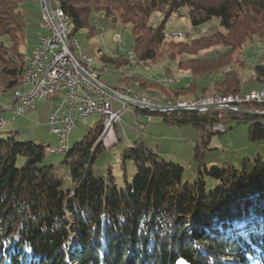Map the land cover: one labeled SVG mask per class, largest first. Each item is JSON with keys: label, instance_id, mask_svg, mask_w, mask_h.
Returning a JSON list of instances; mask_svg holds the SVG:
<instances>
[{"label": "trees", "instance_id": "16d2710c", "mask_svg": "<svg viewBox=\"0 0 264 264\" xmlns=\"http://www.w3.org/2000/svg\"><path fill=\"white\" fill-rule=\"evenodd\" d=\"M95 1H105L100 12L111 22L130 25L133 38L129 50L132 58L129 52H101V68H129L132 60L155 62L160 56L158 50L168 46L167 37L178 35L168 34L165 23L182 8H187L186 16L194 28L216 18L227 32V36L217 30L201 33L188 42H174L191 45L204 40L203 48L218 42L227 45L229 56L226 51L209 60L215 62L209 63L208 69L188 66L193 77L215 73L230 64L232 53L243 42L254 37L264 40V0H56L70 24V37L80 28L91 27L89 19L95 10L88 3ZM22 10V0H0L2 93L14 94L20 87L29 60L19 49L25 28ZM155 11L162 14L161 20L149 23ZM189 60H178L177 65L181 67ZM251 69L249 80L264 82V61ZM131 81L140 87L159 85L134 75L123 82L128 87ZM241 84L240 74L229 68L211 89H201V95L197 96L196 85L188 82L171 88L168 94L164 92L165 102L174 103L186 95L195 101L205 92L237 94L241 93ZM14 102L15 97L10 107ZM240 107L263 111L264 103ZM137 111L151 117L160 115L164 124H189L199 131L200 142L194 147L196 178L183 181L181 165L159 157L142 142L133 143L121 153L123 159L134 162L136 169L123 188L117 187L110 171L105 176L95 175L97 156L114 145L106 147L96 141L103 127L101 121L80 141L67 145L59 165L43 164L49 144L19 141L17 132L0 136V264H264V159L244 157L239 166L210 167L201 161L214 133L209 126L237 118V112L152 111L139 107ZM238 116L254 120L248 127L251 142L264 139V124L257 121L261 116ZM60 166L68 170L70 187H64L58 175ZM188 220L197 227L186 228Z\"/></svg>", "mask_w": 264, "mask_h": 264}, {"label": "rangeland", "instance_id": "374dc122", "mask_svg": "<svg viewBox=\"0 0 264 264\" xmlns=\"http://www.w3.org/2000/svg\"><path fill=\"white\" fill-rule=\"evenodd\" d=\"M104 3L105 1L88 3L95 10V13L89 19L90 28L83 27L78 29L73 34V37H70L71 27L69 26L68 28V37L70 38H68V43L71 45L74 58L81 62L80 55L84 54L87 56V68L101 84L111 83L115 85L119 80L120 84L116 88L129 90L131 98H135V94H139L140 98L146 97V100H150V105L159 106L160 108L167 105H181V101H191L190 95H186L174 103L171 101L166 103L163 98L167 97L166 94L170 93L171 88L183 87L188 82H193L197 87L195 93L197 96L201 95V89H211L215 82L222 79V73L229 68L236 70L240 74L242 80L241 93L247 92L251 88L264 89V82L249 80L253 74L252 65L264 61V40H258L256 37L243 42L241 47L232 53V62L230 64L220 67L221 69L219 68L215 73L193 77L189 69H187L188 66H193L194 68L200 66L203 69H208L210 67L208 64L215 62L209 60H213L226 51L228 53L226 56H229V49L226 44L224 45V43L221 44L220 42L203 48L206 43L204 40H197L191 45L174 43L178 40L188 42L194 37L217 30L227 36L226 30L217 24L216 18L209 23L194 28L186 16L187 8H182L180 13L174 12L166 21L165 31L168 34L176 33L178 35H175V38L167 37V44L168 46L171 44V47L165 46L159 49L158 54L160 56L155 62L142 64L132 60L133 65L129 68L122 67L119 70L101 68L99 59L101 52L105 54L128 53L133 43V38L129 32L130 25L120 23L119 20L111 22L109 17H105L103 12H100ZM50 5L51 7L56 6L54 0H50ZM22 9L25 28L19 43V49L24 54V57L29 59L41 35L45 33L41 26V3L39 0H22ZM161 17L162 14L155 11L150 15L148 22L159 23ZM74 39L81 53L74 46ZM3 40L8 43L7 39ZM117 40L120 41L118 42ZM179 51L184 52L177 55L176 53ZM128 56L132 58L133 54L129 52ZM189 58L191 60L184 62L181 67L177 65L178 60L187 61ZM235 60L238 61L235 62ZM133 75L135 78L154 81L159 83V85L140 87L136 81H131L127 87V83L123 81ZM120 77L125 79L121 80ZM28 91V88H22V94H26ZM261 91L264 90H253L250 93H260ZM14 97L11 91L0 92V120L5 121V124L0 127V136L5 137L11 132H17V140L19 141L32 140L37 143L42 141L58 149L60 147V137L52 134L50 127L46 123L51 110L57 102V97L53 95L46 101H36L18 115L14 112V108L10 107ZM204 97L223 98L212 96V92H205L203 97L198 99H203ZM158 100L160 104H155V101ZM109 102L115 111L123 107L122 102L112 96L109 98ZM201 106H205L204 103ZM144 109L151 110L149 108ZM236 115L237 118L229 117L223 120L226 131L222 133L214 132L210 135L207 147L203 150L201 157V161L206 167L211 165L221 166L223 164L239 166L244 157L256 158L260 156L264 159V139L257 142H251L248 139V127L254 120L239 117L238 115L242 116L241 113H236ZM98 121H100V116L97 114L79 119L68 133L66 139L68 147L80 141ZM257 121L264 124V115L259 117ZM146 122L147 115L137 111L135 105L127 103L114 130L115 136L119 141L110 148L104 149L97 156L93 164V173L101 177L110 171L115 177L117 187L123 188L125 180L130 181L136 169L134 162L129 158L123 159L121 153L133 143L142 142L151 147L159 157L181 165L184 168L183 181H193L198 173V162L194 158V147L200 142L199 131L189 124L181 126L164 124L161 116L155 114H152L151 123L140 129L139 123ZM48 147L46 148L47 151ZM66 148L67 146H64V150ZM47 151L44 153L43 164L59 165L62 162L64 158L63 151L54 153ZM58 175L63 178L64 187H70L71 181L65 166L59 167ZM196 225L188 220L186 228L195 229Z\"/></svg>", "mask_w": 264, "mask_h": 264}, {"label": "built area", "instance_id": "2783aa9c", "mask_svg": "<svg viewBox=\"0 0 264 264\" xmlns=\"http://www.w3.org/2000/svg\"><path fill=\"white\" fill-rule=\"evenodd\" d=\"M39 1L42 9L41 26L45 33L41 35L34 47L35 59H31L30 76L25 87L29 91L15 97L11 108H14V112L18 115L36 101H46L53 95L57 97V102L47 118L51 133L60 137V147L58 149L52 147V153L64 151V145L68 144L66 139L71 128L79 119L87 118L93 114L104 117V127L96 141L106 147L115 144L117 137L114 130L121 113L125 110L127 104L125 100L146 106H150V100L140 98L139 94H135V98H131L129 90L98 83L95 78H90L81 68L74 67L69 62L67 54H64L62 50L61 35L64 26L60 23L54 7H51L50 0L49 8H47L45 0ZM82 56L85 55L82 54ZM110 92L116 94L123 104V107L118 111L111 107ZM138 98L140 99L137 100ZM247 101H264V91L235 96L231 99H216V105L221 107L234 102ZM208 107L210 106H186V101H181V105L162 106L159 111L192 110L194 108L204 111ZM151 121L152 117L147 115V122L139 123L140 129H143L146 124H150ZM4 124L5 121L0 120V127ZM218 128L223 130L222 126H218Z\"/></svg>", "mask_w": 264, "mask_h": 264}, {"label": "bare ground", "instance_id": "6f19581e", "mask_svg": "<svg viewBox=\"0 0 264 264\" xmlns=\"http://www.w3.org/2000/svg\"><path fill=\"white\" fill-rule=\"evenodd\" d=\"M54 2L56 3V6L54 7V11L57 13L60 23L64 26L62 28V35H61V44H62V50L64 51V54H67L69 62H71V64L74 67L81 68V70L86 72L90 76V78H95V77L92 76L91 71L86 66L87 58L85 56L80 55L81 62H79L78 60H76L74 58V56L72 54V50H71V45L68 43V38H69L68 37L69 36L68 28H69L70 24H69L67 18L64 16L62 10L57 6L56 0H54ZM202 32H204V30H202ZM75 42H76V40L75 41L73 40L74 46L81 53V51L79 50V46L77 44L75 45ZM31 59H35V51H34V49L32 51L31 57L28 60V64H27V68H26L25 73H24L22 84L20 85V87H18L14 91L15 97H18L22 93V88L26 87L27 81L29 80ZM95 80H96V82L100 83L96 78H95ZM232 97H235V96H229L227 98H213V97L208 98V97H204L203 99L201 98V99H197L195 101H187L186 102V106H197V105L201 106V105H203V103H204L205 106H213V105H216V99H231ZM144 98L146 99V97H144ZM100 121L102 123V126L104 127V117L103 116H100ZM59 143H60V139H59ZM67 145L68 144H65L64 146H67ZM45 151H47V150L45 149ZM48 151L52 152V147L50 145L48 147Z\"/></svg>", "mask_w": 264, "mask_h": 264}, {"label": "water", "instance_id": "95a60500", "mask_svg": "<svg viewBox=\"0 0 264 264\" xmlns=\"http://www.w3.org/2000/svg\"><path fill=\"white\" fill-rule=\"evenodd\" d=\"M45 4H46L47 8H49V0H45ZM253 90H264V89L263 88H257V89H251V90H249L247 92H244V93L226 94V95H217V94H215V95H212V96H214V97H223V98H227L229 96H241V95L248 94V93H250ZM110 94H111L112 97L118 99L116 94H114L113 92H110ZM125 102L129 103V104H133V105H135L136 107H139V108H149V109L154 110V111H159L160 110L159 106H155V105H152V104L150 106H146V105H142L141 103L130 101V100H125ZM246 103H264V101L234 102V103L229 104L227 106L223 105L221 107H219L218 105H213V106L208 107L206 110H208V109H222V110H229V111H233V112H237V113H241V114H254V115H259V116H263L264 115V110L263 111H253V110H245V109L240 107V105L246 104ZM175 110H188V109H175ZM192 110L199 111L196 108H194ZM199 112H205V110L204 111H199ZM218 126H222L223 130L219 129ZM209 127H210L211 131L217 132V133H222V132L226 131V128L223 125V122L222 123L221 122L214 123V124L210 125Z\"/></svg>", "mask_w": 264, "mask_h": 264}, {"label": "crops", "instance_id": "0c3cea01", "mask_svg": "<svg viewBox=\"0 0 264 264\" xmlns=\"http://www.w3.org/2000/svg\"><path fill=\"white\" fill-rule=\"evenodd\" d=\"M102 82V81H101ZM118 82H119V80H118ZM117 82V84H115V85H112L111 83H104L105 85H107V86H110V87H117L119 84H120V82L118 83ZM251 89H257V88H251ZM250 89V90H251ZM166 99V97L165 98H163V100H165ZM155 104H160V101L158 100V101H155ZM52 111V110H51ZM51 113V112H50ZM46 123H47V121H46ZM117 124V123H116ZM115 128H116V126H115ZM118 141H119V139H118ZM131 142V141H130ZM45 143V142H44ZM46 144H48V143H46Z\"/></svg>", "mask_w": 264, "mask_h": 264}, {"label": "snow or ice", "instance_id": "6c2138e0", "mask_svg": "<svg viewBox=\"0 0 264 264\" xmlns=\"http://www.w3.org/2000/svg\"><path fill=\"white\" fill-rule=\"evenodd\" d=\"M178 264H185V262L184 261H179Z\"/></svg>", "mask_w": 264, "mask_h": 264}]
</instances>
